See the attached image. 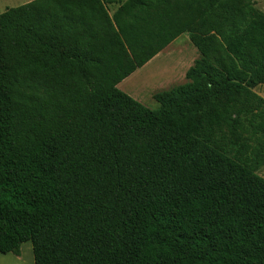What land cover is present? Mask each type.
Segmentation results:
<instances>
[{
    "label": "trees",
    "instance_id": "obj_1",
    "mask_svg": "<svg viewBox=\"0 0 264 264\" xmlns=\"http://www.w3.org/2000/svg\"><path fill=\"white\" fill-rule=\"evenodd\" d=\"M32 0L0 13V253L34 264H264L254 0ZM151 110L118 88L181 34Z\"/></svg>",
    "mask_w": 264,
    "mask_h": 264
},
{
    "label": "rangeland",
    "instance_id": "obj_2",
    "mask_svg": "<svg viewBox=\"0 0 264 264\" xmlns=\"http://www.w3.org/2000/svg\"><path fill=\"white\" fill-rule=\"evenodd\" d=\"M32 0H0V13L8 7H15ZM124 0H113L108 4L109 14H112L118 5ZM254 7L258 12L264 15V0H254ZM199 56L197 49L192 45L186 33L181 34L165 47L154 60H150L142 68L136 71L122 86H128L134 91L133 95L144 99L142 103L151 110L158 108L159 104L152 98L153 94L170 89L173 86L186 82L185 72ZM132 82L138 83V86L131 87ZM134 88V89H133ZM259 96L264 98V84L254 88ZM257 173L264 178V166ZM21 253L24 260L29 261L32 258V248L29 241L21 244ZM13 264H30L11 261Z\"/></svg>",
    "mask_w": 264,
    "mask_h": 264
},
{
    "label": "crops",
    "instance_id": "obj_3",
    "mask_svg": "<svg viewBox=\"0 0 264 264\" xmlns=\"http://www.w3.org/2000/svg\"><path fill=\"white\" fill-rule=\"evenodd\" d=\"M156 57V56H155ZM154 57V58H155ZM153 59V58H152ZM142 68V67H141ZM140 69V68H139ZM139 69H137L136 71H138ZM136 71H134L132 74H130L127 78H125L123 81H121L117 86L118 88H121L123 89L125 92H127L129 95H131L133 98L139 100V101H143L144 99L140 98V97H137L135 95H133L134 91H132L131 88H128V86H122V83H125L126 81H128L131 77H133V75H135ZM187 71V70H186ZM262 85V84H261ZM259 86V85H258ZM131 87H135V85H133L132 83V86ZM134 89V88H133ZM254 91V89H253ZM133 92V93H132ZM6 262V261H17V262H20V263H30V264H34L33 263V255H32V258L29 261L26 262V260H24L23 256H22V253H21V247H20V254L19 255H15L13 253H0V264H2L3 262Z\"/></svg>",
    "mask_w": 264,
    "mask_h": 264
},
{
    "label": "bare ground",
    "instance_id": "obj_4",
    "mask_svg": "<svg viewBox=\"0 0 264 264\" xmlns=\"http://www.w3.org/2000/svg\"><path fill=\"white\" fill-rule=\"evenodd\" d=\"M152 60H154V58ZM132 83L133 85L138 86V83H134V82ZM2 264H13V263H11V261H6V262L4 261Z\"/></svg>",
    "mask_w": 264,
    "mask_h": 264
}]
</instances>
